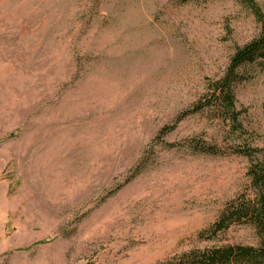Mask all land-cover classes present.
Listing matches in <instances>:
<instances>
[{"label": "rangeland", "instance_id": "374dc122", "mask_svg": "<svg viewBox=\"0 0 264 264\" xmlns=\"http://www.w3.org/2000/svg\"><path fill=\"white\" fill-rule=\"evenodd\" d=\"M259 32L246 0H0V264H175L256 246L246 225L209 238L248 187L227 122L208 108L160 132ZM250 74L235 108L261 148L264 74Z\"/></svg>", "mask_w": 264, "mask_h": 264}, {"label": "trees", "instance_id": "16d2710c", "mask_svg": "<svg viewBox=\"0 0 264 264\" xmlns=\"http://www.w3.org/2000/svg\"><path fill=\"white\" fill-rule=\"evenodd\" d=\"M246 1L260 24L259 34L235 51L222 78L210 85L208 95L180 115L173 125L163 128L160 134L166 135L172 132L187 116L208 108L217 112L224 123L227 122L228 134L233 137L229 141L227 152L229 156L242 157L249 161L246 174L248 187L245 192L228 203L211 227L209 238L226 232L231 226L246 225L255 230L259 243L256 246L226 245L192 250L176 258L175 264H264V146L255 147L249 137H246L245 130L238 120L239 113L235 108L233 93L235 85L252 78L250 71L257 69L264 74V13L260 12L250 0ZM190 143L192 150L198 154L225 156L217 145L197 140Z\"/></svg>", "mask_w": 264, "mask_h": 264}]
</instances>
